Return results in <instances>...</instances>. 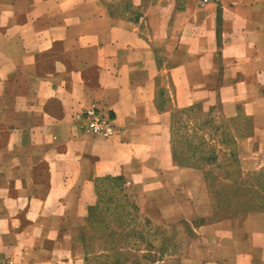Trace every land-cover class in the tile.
Listing matches in <instances>:
<instances>
[{
    "label": "crops",
    "instance_id": "0c3cea01",
    "mask_svg": "<svg viewBox=\"0 0 264 264\" xmlns=\"http://www.w3.org/2000/svg\"><path fill=\"white\" fill-rule=\"evenodd\" d=\"M129 1L143 13L0 0V262L67 261L63 215L85 213L101 177L148 181L151 201L190 206L181 219L212 213L202 171L174 162L167 124L264 97V0ZM91 106L115 118L114 137L80 130L74 117ZM249 216L200 225L188 252L213 238L232 250L216 261H254L247 240L263 217Z\"/></svg>",
    "mask_w": 264,
    "mask_h": 264
},
{
    "label": "rangeland",
    "instance_id": "374dc122",
    "mask_svg": "<svg viewBox=\"0 0 264 264\" xmlns=\"http://www.w3.org/2000/svg\"><path fill=\"white\" fill-rule=\"evenodd\" d=\"M106 1L112 14L144 10L143 1ZM231 98L237 101L232 116L215 103L199 112L176 111L167 124L174 162L202 171L210 216L181 219L191 215L190 206L186 209L176 199L172 204L151 201L148 181L139 185L123 176L101 177L92 184V203L85 213L63 215L72 254L57 264H88L91 256L108 264L103 257L112 247L126 253L123 264H264V97ZM250 213L263 217V230L254 232L252 242L247 240L254 261H216L232 250L213 238L188 252L200 225L232 218L248 221Z\"/></svg>",
    "mask_w": 264,
    "mask_h": 264
},
{
    "label": "built area",
    "instance_id": "2783aa9c",
    "mask_svg": "<svg viewBox=\"0 0 264 264\" xmlns=\"http://www.w3.org/2000/svg\"><path fill=\"white\" fill-rule=\"evenodd\" d=\"M79 122L82 132L93 137L110 139L117 133L115 118L102 108L91 106L74 117ZM0 264H15L12 260H6Z\"/></svg>",
    "mask_w": 264,
    "mask_h": 264
},
{
    "label": "trees",
    "instance_id": "16d2710c",
    "mask_svg": "<svg viewBox=\"0 0 264 264\" xmlns=\"http://www.w3.org/2000/svg\"><path fill=\"white\" fill-rule=\"evenodd\" d=\"M125 254L126 253H122L121 251L112 247V249H110V253H107V255H105L103 258L107 259L108 264H123L124 262L123 259H125ZM121 256H123V259H121ZM91 257L92 258L90 259L88 264H103V263H99L97 260H93L94 256Z\"/></svg>",
    "mask_w": 264,
    "mask_h": 264
}]
</instances>
